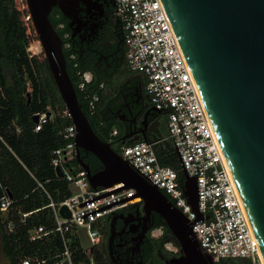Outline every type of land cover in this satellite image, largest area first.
I'll return each instance as SVG.
<instances>
[{
  "label": "built area",
  "instance_id": "obj_1",
  "mask_svg": "<svg viewBox=\"0 0 264 264\" xmlns=\"http://www.w3.org/2000/svg\"><path fill=\"white\" fill-rule=\"evenodd\" d=\"M116 13L124 27L127 64L146 78L150 103L158 112L167 113L168 127L167 137L123 143L121 154L188 216L202 250L213 257L215 264H226L222 261L226 257H250L254 264H263L260 246L163 0H116ZM84 76L87 81L92 79L91 72ZM98 98L94 96L90 102L92 112ZM48 110L37 113L36 131L54 117V110L50 106ZM64 114L71 116L67 108ZM62 133L66 143L53 151L52 164L57 176L70 182L72 195L47 205L53 210L52 227L40 224L30 229L32 240L58 236L61 248L45 255H27L20 264H91L94 247L103 238L104 220L128 207L136 194L135 188L115 191L122 183L93 188L84 168L80 165L82 169L78 170L70 163L77 156L76 125L66 126ZM116 134L117 130L111 134L113 143ZM166 139L173 144L182 174L159 160L156 146ZM57 167H61L63 176L58 175ZM184 169L197 179L199 211L204 219L198 218L188 200ZM63 206L70 215L61 212ZM14 210V197L0 181V211L8 215ZM18 212L25 221L34 211ZM7 226L12 231L16 224L11 219ZM80 226L88 231L89 246L80 239ZM80 252L88 255L90 262L80 258Z\"/></svg>",
  "mask_w": 264,
  "mask_h": 264
},
{
  "label": "water",
  "instance_id": "obj_2",
  "mask_svg": "<svg viewBox=\"0 0 264 264\" xmlns=\"http://www.w3.org/2000/svg\"><path fill=\"white\" fill-rule=\"evenodd\" d=\"M163 2L264 257V0ZM27 4L56 85L76 125L77 159L92 187L111 188L122 183L115 191L135 188L132 198H141L148 214L159 213L181 243L182 264H215L202 250L188 216L119 153L111 140L100 137L80 103L68 71L64 39L50 14L58 6L77 34L84 25L81 12L88 0H27ZM34 120L38 122L39 114ZM83 151L100 159L98 171L84 160ZM57 173L63 176L61 167ZM184 176L188 200L198 218L204 219L199 211L197 179L185 169ZM10 195L13 197L11 191ZM61 212L70 215L66 206ZM116 220L114 216L112 225Z\"/></svg>",
  "mask_w": 264,
  "mask_h": 264
},
{
  "label": "trees",
  "instance_id": "obj_3",
  "mask_svg": "<svg viewBox=\"0 0 264 264\" xmlns=\"http://www.w3.org/2000/svg\"><path fill=\"white\" fill-rule=\"evenodd\" d=\"M50 19L64 39L68 71L80 103L95 131L108 141L114 130L121 129V124L110 116V108L118 97H111L107 92L114 82L115 73L104 68L111 60L103 61L102 70L98 69L95 63L99 55L88 44L71 39L69 18L58 6L52 10ZM35 39L39 36L28 4L27 10L23 11L17 0H0V181L13 193L15 207L8 215L0 211V232L4 254L11 264H20L23 257L35 252L45 255L61 248L58 236L53 234L49 239L32 240L30 229L40 224L52 227L53 210L47 205L52 200L62 202L72 195L70 182L57 176L52 159L53 151L66 143L63 129L74 122L71 116L64 114L66 105L44 50L41 54H32L28 50ZM123 70L126 77L131 73L127 62L125 69L118 71ZM87 72L92 73L90 81L85 79ZM143 79L146 84V79ZM94 96L99 98L95 100L92 112L90 102ZM49 106L55 112L54 117L42 130L36 131L34 116L48 112ZM119 137L120 134L115 139L118 141ZM159 138L162 137L155 136L154 139ZM122 145L120 142L114 148L121 153ZM156 150L161 164L172 165L182 174L171 140H164ZM82 156L93 171L102 167L100 159L92 152L83 151ZM70 163L78 170L82 169L77 156ZM19 210L34 212L23 221ZM11 219L16 224L12 231L7 226ZM161 224L165 225L166 231L162 242L178 240L165 220ZM109 226V221L104 223L103 232ZM93 252L96 264H110L104 239ZM79 257L90 262L84 252H80ZM222 261L226 264H254L250 257H226Z\"/></svg>",
  "mask_w": 264,
  "mask_h": 264
},
{
  "label": "flooded vegetation",
  "instance_id": "obj_4",
  "mask_svg": "<svg viewBox=\"0 0 264 264\" xmlns=\"http://www.w3.org/2000/svg\"><path fill=\"white\" fill-rule=\"evenodd\" d=\"M84 20L82 31L75 30L69 18L71 39L88 44L99 55L95 65L102 70L103 61L110 59L105 70L113 73L125 69L126 45L124 27L116 13V0H88L81 12ZM100 62V64H99ZM116 90L118 97L110 108V116L121 124L117 129L120 134L114 147L123 140L127 143L133 140H150L160 131L161 118L152 109L153 105L145 92V81L135 73H130ZM134 142V141H133ZM117 216L116 224L112 219ZM110 226L103 234L106 243L107 256L110 264H182L184 255L179 240L162 242L165 234L164 218L153 211L148 214L141 198L131 200L128 207L107 217ZM160 230L159 233H156ZM91 264H96L94 260Z\"/></svg>",
  "mask_w": 264,
  "mask_h": 264
},
{
  "label": "rangeland",
  "instance_id": "obj_5",
  "mask_svg": "<svg viewBox=\"0 0 264 264\" xmlns=\"http://www.w3.org/2000/svg\"><path fill=\"white\" fill-rule=\"evenodd\" d=\"M17 2H18L19 7L23 11L27 10V1L26 0H17ZM26 19H27V17H26ZM28 50L32 54H41L43 52V47H42V44H41L40 40L39 39L33 40L30 43V45L28 47ZM125 73H126L125 70L118 72V77L125 76L126 75ZM9 75H10V78H12V72H10ZM117 80H119V79H117ZM118 85H119V81L115 80L114 85L109 87L107 89V92L109 94H113L114 90H116L119 87ZM165 120H166V115L162 114L161 115V121H162V123L164 125L163 130H165V122H166ZM159 232H160V230L156 231V233H159ZM78 234L80 236V239H81L82 243L84 245H86V246H89L91 241H90L89 234H88V231H87L86 227L80 226L79 229H78ZM0 264H11L9 259L7 258V256L4 254V251H3V243H2L1 232H0Z\"/></svg>",
  "mask_w": 264,
  "mask_h": 264
},
{
  "label": "crops",
  "instance_id": "obj_6",
  "mask_svg": "<svg viewBox=\"0 0 264 264\" xmlns=\"http://www.w3.org/2000/svg\"><path fill=\"white\" fill-rule=\"evenodd\" d=\"M127 66H128V64H127ZM128 68H129V66H128ZM130 69V68H129ZM130 71H131V73H135V74H137V75H139V76H141L142 78H145L144 77V75L143 74H141V73H139V72H134V71H132L131 69H130ZM118 72H120V71H117V73H115V75L113 76V78H114V82H113V84L111 85V86H113L114 85V83H115V80L116 81H119V84L124 80V79H127L129 76H130V74H129V76H122V77H118ZM117 79H119V80H117ZM146 79V78H145ZM110 86V87H111ZM118 89V88H117ZM116 89V90H117ZM116 90H114V92H113V94H110L111 95V97H114L115 96V94H116ZM145 92H146V84H145ZM146 94H147V92H146ZM148 96V95H147ZM148 98H149V96H148ZM150 101V100H149ZM157 113H158V116H159V120H160V118H161V115L162 114H165L166 115V122H165V130L163 131V123L162 124H160V126H161V128H160V132L156 135V136H158V137H167V135H168V127H167V113L166 112H158V111H156ZM154 138H155V136L154 137H152L150 140H154Z\"/></svg>",
  "mask_w": 264,
  "mask_h": 264
},
{
  "label": "bare ground",
  "instance_id": "obj_7",
  "mask_svg": "<svg viewBox=\"0 0 264 264\" xmlns=\"http://www.w3.org/2000/svg\"><path fill=\"white\" fill-rule=\"evenodd\" d=\"M261 258H262V261H263V264H264V257H263V254L261 253Z\"/></svg>",
  "mask_w": 264,
  "mask_h": 264
}]
</instances>
